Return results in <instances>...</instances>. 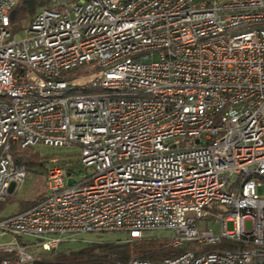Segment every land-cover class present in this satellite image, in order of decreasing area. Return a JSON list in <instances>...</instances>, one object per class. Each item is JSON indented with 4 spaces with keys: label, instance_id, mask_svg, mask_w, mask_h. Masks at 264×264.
Here are the masks:
<instances>
[{
    "label": "built area",
    "instance_id": "1",
    "mask_svg": "<svg viewBox=\"0 0 264 264\" xmlns=\"http://www.w3.org/2000/svg\"><path fill=\"white\" fill-rule=\"evenodd\" d=\"M15 4L0 0V204L28 175L17 146L79 153L51 158L0 229L48 251L166 230L188 248L113 264H264V0H50L24 36ZM35 260L0 246V264Z\"/></svg>",
    "mask_w": 264,
    "mask_h": 264
},
{
    "label": "trees",
    "instance_id": "2",
    "mask_svg": "<svg viewBox=\"0 0 264 264\" xmlns=\"http://www.w3.org/2000/svg\"><path fill=\"white\" fill-rule=\"evenodd\" d=\"M50 0H16L15 6L10 11L9 29L13 32L20 31L26 22H31L34 14L46 7ZM16 159H27L29 170L44 173V163L49 162L54 154H45L40 145H30L15 148ZM64 154H60V156ZM70 156L69 153L66 154ZM64 155V156H66ZM59 156V155H57ZM59 156V157H60ZM74 170V168H70ZM16 195L0 204V210L15 199ZM35 201H21L19 208L12 214L22 212L31 207ZM127 234V233H126ZM79 238H76V240ZM21 243L28 245V249L36 256V260L27 264H113L116 261H129L134 257L143 259L161 260L181 254L187 247H174L170 245L169 237L144 236L140 239H130L129 234L125 239L98 240L85 242L81 246H71V240L62 242L54 250H45L32 241L20 239ZM234 243L223 241L218 246ZM7 255V254H3Z\"/></svg>",
    "mask_w": 264,
    "mask_h": 264
},
{
    "label": "rangeland",
    "instance_id": "3",
    "mask_svg": "<svg viewBox=\"0 0 264 264\" xmlns=\"http://www.w3.org/2000/svg\"><path fill=\"white\" fill-rule=\"evenodd\" d=\"M30 24L31 22H26L24 27L20 31H18L19 35L24 36L25 30L26 28L30 26ZM156 58L157 56H154V59ZM91 90H94L95 92H98V93L102 92L101 88H91ZM40 149L45 154H54L56 156L57 155L60 156V154L66 155L67 153H69L71 156L76 157V154L79 153V150L75 148L65 149V148H54V147H49L45 145H40ZM22 161L27 162V159L24 158L22 159ZM47 163L48 162H45L44 165ZM27 165H28V162H27ZM43 169H44V166H43ZM259 190L260 192H263L262 188ZM43 191H44V173L28 170L27 178L25 182L22 184L21 188L17 191L15 199L9 204H7L6 208L0 210V219L14 213L19 208V204L21 201H35L39 199L42 196L41 194L43 193ZM211 226L214 228L216 233L220 232V224L212 225V221H211ZM245 226L248 231L252 230L253 229L252 220L251 219L246 220ZM227 228L229 231L234 230V224L232 222H228ZM171 234H172L171 232L166 231V230H154V231H151V233H149V236L169 237L171 236ZM126 237H127V234L125 232L80 233L74 236V240H71V246H81L85 244V242H94L98 240L125 239ZM17 238H19V240L23 238L26 241H32L34 243H38V239L35 237L27 236V235L17 237L15 234L11 232H3V230L0 229V246L15 242ZM76 238H79V239L76 240ZM226 246H228V244H225V246H222V247H226Z\"/></svg>",
    "mask_w": 264,
    "mask_h": 264
},
{
    "label": "water",
    "instance_id": "4",
    "mask_svg": "<svg viewBox=\"0 0 264 264\" xmlns=\"http://www.w3.org/2000/svg\"><path fill=\"white\" fill-rule=\"evenodd\" d=\"M74 181L73 180H69V184L73 183Z\"/></svg>",
    "mask_w": 264,
    "mask_h": 264
},
{
    "label": "bare ground",
    "instance_id": "5",
    "mask_svg": "<svg viewBox=\"0 0 264 264\" xmlns=\"http://www.w3.org/2000/svg\"><path fill=\"white\" fill-rule=\"evenodd\" d=\"M14 197V196H13ZM12 198V197H11ZM149 235V234H148ZM37 245V244H36ZM28 246V245H27ZM37 246H39V245H37ZM30 251V250H29ZM31 252V251H30Z\"/></svg>",
    "mask_w": 264,
    "mask_h": 264
}]
</instances>
